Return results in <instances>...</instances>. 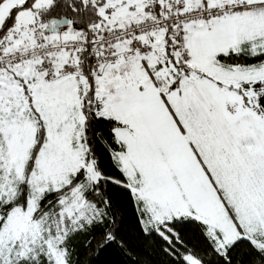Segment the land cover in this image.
Listing matches in <instances>:
<instances>
[{
    "label": "snow or ice",
    "instance_id": "obj_1",
    "mask_svg": "<svg viewBox=\"0 0 264 264\" xmlns=\"http://www.w3.org/2000/svg\"><path fill=\"white\" fill-rule=\"evenodd\" d=\"M149 241L264 264V0H0V264Z\"/></svg>",
    "mask_w": 264,
    "mask_h": 264
},
{
    "label": "trees",
    "instance_id": "obj_2",
    "mask_svg": "<svg viewBox=\"0 0 264 264\" xmlns=\"http://www.w3.org/2000/svg\"><path fill=\"white\" fill-rule=\"evenodd\" d=\"M133 227V220L129 213L125 219L124 229L129 235H134L135 233L132 231ZM150 244L151 242L149 241L148 243L143 244L138 250L142 264H161L163 257L154 251L153 248L149 246ZM92 264H121V257H119L113 249H108L96 256L92 261Z\"/></svg>",
    "mask_w": 264,
    "mask_h": 264
}]
</instances>
